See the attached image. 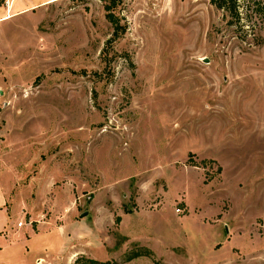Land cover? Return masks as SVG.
Instances as JSON below:
<instances>
[{
	"label": "rangeland",
	"instance_id": "rangeland-1",
	"mask_svg": "<svg viewBox=\"0 0 264 264\" xmlns=\"http://www.w3.org/2000/svg\"><path fill=\"white\" fill-rule=\"evenodd\" d=\"M105 6L0 0V264H264V0Z\"/></svg>",
	"mask_w": 264,
	"mask_h": 264
},
{
	"label": "trees",
	"instance_id": "trees-1",
	"mask_svg": "<svg viewBox=\"0 0 264 264\" xmlns=\"http://www.w3.org/2000/svg\"><path fill=\"white\" fill-rule=\"evenodd\" d=\"M106 1V10H107V18L108 20L113 24L114 26V33H113V37L110 40V42L112 40H115L117 38H119L121 36V34L123 33V31L125 30V27L121 26L120 22H119V18L117 17V15L115 14L114 10L117 8L118 4L120 2H122L123 0H105ZM219 1H227V0H219ZM223 4L221 2H219V6H222ZM0 127H1V121H0ZM118 219H120V217H118ZM90 264H107V263H99L96 261H90Z\"/></svg>",
	"mask_w": 264,
	"mask_h": 264
},
{
	"label": "built area",
	"instance_id": "built-area-1",
	"mask_svg": "<svg viewBox=\"0 0 264 264\" xmlns=\"http://www.w3.org/2000/svg\"><path fill=\"white\" fill-rule=\"evenodd\" d=\"M14 2L15 0H3V5H5L8 12L11 10L12 6L14 5ZM180 210H181L180 208L177 209V211H180ZM19 225H23V222H20Z\"/></svg>",
	"mask_w": 264,
	"mask_h": 264
},
{
	"label": "bare ground",
	"instance_id": "bare-ground-1",
	"mask_svg": "<svg viewBox=\"0 0 264 264\" xmlns=\"http://www.w3.org/2000/svg\"><path fill=\"white\" fill-rule=\"evenodd\" d=\"M11 16H9V17H6V18H10Z\"/></svg>",
	"mask_w": 264,
	"mask_h": 264
}]
</instances>
